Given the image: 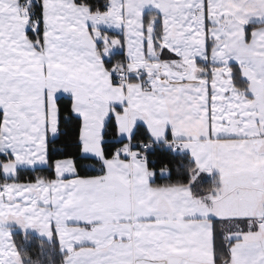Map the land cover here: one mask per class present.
Returning a JSON list of instances; mask_svg holds the SVG:
<instances>
[{"label": "snow or ice", "instance_id": "snow-or-ice-1", "mask_svg": "<svg viewBox=\"0 0 264 264\" xmlns=\"http://www.w3.org/2000/svg\"><path fill=\"white\" fill-rule=\"evenodd\" d=\"M0 264H264V0H0Z\"/></svg>", "mask_w": 264, "mask_h": 264}]
</instances>
